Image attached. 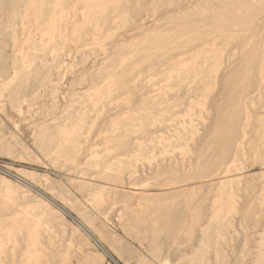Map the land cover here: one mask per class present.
Returning <instances> with one entry per match:
<instances>
[{
    "label": "rangeland",
    "instance_id": "obj_1",
    "mask_svg": "<svg viewBox=\"0 0 264 264\" xmlns=\"http://www.w3.org/2000/svg\"><path fill=\"white\" fill-rule=\"evenodd\" d=\"M0 78L2 264H114L16 177L120 264H264V0H0Z\"/></svg>",
    "mask_w": 264,
    "mask_h": 264
},
{
    "label": "bare ground",
    "instance_id": "obj_2",
    "mask_svg": "<svg viewBox=\"0 0 264 264\" xmlns=\"http://www.w3.org/2000/svg\"><path fill=\"white\" fill-rule=\"evenodd\" d=\"M14 1H15V0H14ZM28 1H30V0H28ZM59 1H60V0H59ZM70 1H71V0H70ZM15 3H16V2H15ZM24 3H25V2H24ZM11 9H12V8H11ZM23 10H24V9H23ZM26 10H27V9H26ZM14 11H15V10H14ZM21 11H22V10H21ZM27 11H28V10H27ZM62 12H63V11H62ZM12 13H13V15H12L13 21L16 19L15 21L17 22V16H18V18H19V16H20L19 13L17 12L18 15H17V14H14V12H12ZM26 13L28 14V12H26ZM25 15H26V14H25ZM31 15H32V14H31ZM14 17H15V18H14ZM20 19H21V18H20ZM23 19H24V18H23ZM23 19H22V21H23ZM48 20H49V19H48ZM11 21H12V20H11ZM52 22H53V21H52ZM21 23H22V22H21ZM12 24H13V23H12ZM21 27H22V26H21ZM14 28H15V27H14ZM23 28H24V27H23ZM50 28H51V27H50ZM12 29H13V28H12ZM12 29H11V30H12ZM53 29H54V28H53ZM55 30H56V28H55ZM56 31H58V30H56ZM1 32H2V31H1ZM22 32H23V31H22ZM24 32H25V31H24ZM75 32H76V31H75ZM14 33H15V32H14ZM59 33H60V32H59ZM30 36H31V32H30ZM53 36H54V35H53ZM12 37H13V36H12ZM15 37H16V35H15ZM29 38H30V37H29ZM12 39H13V38H12ZM15 39H16V38H15ZM44 39H45V38H44ZM79 39H80V37H79ZM53 40H54V39H52V41H53ZM124 40H125V39H124ZM156 40H157V39H156ZM26 41H27V40H26ZM26 41H25V43H26ZM48 42H49V41H48ZM79 42H80V40H78V43H79ZM12 43H13V42H12ZM19 43H20V42H19ZM27 43H29V41H28ZM30 43H31V42H30ZM16 44H17V43H16ZM27 46H28V44H27ZM121 46H122V45H121ZM14 48H15V47H14ZM13 50H14V49H13ZM1 52H2V51H1ZM17 54H18V53H17ZM22 54H23V53H22ZM1 55H3V54L1 53ZM20 55H21V52H20ZM16 56H17V55H16ZM2 57H3V56H2ZM15 58H16V57H15ZM104 58H105V57H104ZM17 60H18V59H17ZM17 60L15 59V62H16ZM60 60H61V59H60ZM17 62H18V61H17ZM19 63H20V62H19ZM29 64H30V63H29ZM33 64H34V63H33ZM15 65L17 66V65H19V64H15ZM34 65H35V64H34ZM30 67H31V66H30ZM48 67H49V66H48ZM13 68H14V66H13ZM13 68H12V69H13ZM45 69H46V67H45ZM13 70H14V69H13ZM19 70H21V69H19ZM27 70H28V69H27ZM77 70H78V69H77ZM4 71H5V70H4ZM15 71H16V70H15ZM5 72H6V71H5ZM48 75H49V74H48ZM23 76H24V75H23ZM27 76H28V75H27ZM29 76H31V75H29ZM0 79H1V78H0ZM1 80H2V79H1ZM20 82H21V81H20ZM20 82H19V83H20ZM20 84H21V83H20ZM93 84H94V83H93ZM104 84H105V83H104ZM104 84H103V85H104ZM7 85H8V84H7ZM14 85H15V84H14ZM22 85H24V83H23ZM27 85H28V84H27ZM24 86H25V85H24ZM29 86H30V85H29ZM110 86H111V85H110ZM14 87H15V86H14ZM20 87H21V86H20ZM102 87H103V86H101L100 88H102ZM100 88H98V91H100V90H99ZM14 90H15V89H14ZM16 90H17V89H16ZM18 90H19V89H18ZM42 90H43V89H42ZM94 90H96L95 87H94ZM98 91H96L97 94H98ZM92 92H95V91H92ZM15 93H16V92H15ZM15 93H14V95H15ZM84 93H87V92H84ZM89 93H90V92H88V94H89ZM96 93H95V94H96ZM99 93H100V92H99ZM16 94H19L18 91H17ZM97 94H96V95H97ZM37 95H38V94H37ZM75 95L77 96V94H75ZM109 95H110V94H109ZM2 96H3V95H2ZM2 96H1V97H2ZM15 96H16V95H15ZM77 98H79V97H77ZM83 98H84V97H83ZM3 99H4V98H3ZM5 100H6V99H5ZM144 100H145V99H144ZM90 101H91V103H92V99H91ZM16 102H17V101H16ZM18 102H19V101H18ZM118 102H119V101H118ZM123 102H124V101H123ZM14 103H15V102H14ZM106 103H107V102H106ZM120 103H121V102H120ZM16 104H17V103H16ZM117 104H118V103H117ZM56 105H57V104H56ZM9 106H10V105H9ZM18 107H19V106H18ZM81 107H82V106H81ZM83 107H84V106H83ZM103 112H104V111H103ZM103 112H102V113H103ZM65 115H66V114H65ZM133 115H134V114H133ZM125 117H126V115L124 116V118H125ZM96 119H97V118H96ZM52 122H53V121H52ZM55 123H56V122H55ZM43 127H44V126H43ZM92 127H93V126H92ZM62 130L64 131V129H62ZM67 130H68V129H67ZM65 131H66V130H65ZM63 134H64V133H63ZM63 134H62V135H63ZM66 135H68V134H66ZM60 137H61V135H60ZM193 138H194V137H193ZM108 143H109V142H108ZM37 144H38V143H37ZM111 145H112V144H111ZM81 148H82V147H81ZM97 148H98V147H97ZM97 148H96V149H97ZM56 149H57V148H56ZM99 149H100V148H99ZM111 152H112V151H111ZM184 154H185V153H184ZM54 155H55V154H54ZM56 157H57V156H56ZM96 160H97V159H95V161H96ZM57 163H58V162H57ZM55 164H56V163H55ZM55 166H56V165H55ZM83 168H84V167H83ZM80 176H81V175H80ZM223 176H224V175H223ZM16 178L18 179V181H20V182L24 183L26 186L30 187V189L32 188L33 190H36L30 182L28 183V181H26V180H24V179H22V178H19V177H16ZM222 180H223V179H222ZM235 180H236V179H235ZM231 182H232V181H231ZM89 184H90V183H89ZM90 185H91V184H90ZM102 189H103V188H102ZM40 190H41V189H40ZM114 190H115V189H114ZM67 191H68V190H67ZM102 191H103V190H102ZM104 191H105V190H104ZM36 192H38V193H39L41 196H43L47 201H49L52 205H54V206H55L60 212L64 213V214L67 215V216L69 215L70 218H71V219L75 222V224L79 227V229H81L84 233H86V235H87L90 239H92V241L97 245V247H99V248L102 250V252H103V253H104V254H105V255H106V256H107V257H108V258H109L114 264H120V263H122V261L119 263V261L115 259L114 256H115L116 254H115L114 256L111 255L112 253H110V252L108 251V249L105 248V246L102 244V242H106L105 240L103 241V238H104V237H102L103 235H101V237H102V242H101V240L98 239V237H99L100 235H96V236H98V237H96V236L91 232L92 230L90 231V230L88 229V228H89V225H87V226H88V228H87L82 222H80L78 219H76L75 217H73V216L71 215V213H68V211L66 210L65 207H62L61 205L57 204V203L54 202L52 199H50V197L46 196L44 193L39 192L38 190H37ZM52 193H53V192H52ZM57 193H58V192H57ZM101 193L103 194L104 192H101ZM46 194H47V193H46ZM66 194H67V193H66ZM99 194H100V192H99ZM99 194H98V195H99ZM51 195H53V194H51ZM95 195H96V194H95ZM98 195H96V196H98ZM109 195H110V194H109ZM25 196H26V195H25ZM96 196H95V198H96ZM9 197H10V196H9ZM102 197H103V196H102ZM93 199H94V197H93ZM97 199H98V198H97ZM11 200H12V199H11ZM39 201H40V200H39ZM74 201H75V200H74ZM76 201H77V199H76ZM220 201H221V200H219V202H220ZM41 202H42V201H41ZM97 202H98V205H99V203L101 204L102 201H101V202L97 201ZM103 203H104V202H103ZM103 203H102V204H103ZM220 203H221V202H220ZM96 204H97V203H96ZM212 204H213V203H212ZM8 205H9V204H8ZM8 205H6V206H8ZM38 205H39V204H38ZM40 205H41V204H40ZM43 205H44V204H43ZM45 205H46V204H45ZM45 205H44V206H45ZM86 205H87V204H86ZM98 205H97V206H98ZM214 205H215V202H214ZM217 205H218V204H217ZM2 206H3V205H2ZM31 206L33 207V204H32ZM36 206H37V205H36ZM47 206H48V205H47ZM80 206H81V205H80ZM91 206H92V205H91ZM95 206H96V205H95ZM3 207H4V206H3ZM32 207H31V208H32ZM34 207H35V206H34ZM34 207H33V208H34ZM39 207H40V206H39ZM39 207H38V208H39ZM31 208H30V209H31ZM35 208H36V207H35ZM80 208H81V207H80ZM99 208H100V206H99ZM216 208H217V207H216ZM41 209H42V208H41ZM86 209H87V208H86ZM97 209H98V208H97ZM97 209H96V210H97ZM141 209H142V208H141ZM231 209H232V208H231ZM234 209H235V208H234ZM27 210H29V209H27ZM220 210H221V209H220ZM235 210H236V209H235ZM33 211H34V209H33ZM213 211H214V210H213ZM24 213H25V212H24ZM28 213H30V212L28 211ZM43 213H44V212H43ZM86 213H87V212H86ZM86 213H85V215H86ZM218 213H221V211L218 212ZM236 213H237V212H236ZM25 214L27 215V212H26ZM25 214H24V215H25ZM30 214H31V213H30ZM32 214H33V213H32ZM216 214H217V213H216ZM229 214H230V213H228V215H229ZM231 214H232V213H231ZM18 215H19V213H18ZM26 215H25V216H26ZM33 215H34V214H33ZM31 216H32V215H31ZM34 216H35V215H34ZM34 216H33V217H34ZM44 216H46V213H45ZM69 216H68V217H69ZM216 216H217V215H216ZM18 217H19V216H18ZM21 217H23V219H24V216H23V215H22ZM21 217H19L18 220H21V219H20ZM26 217H27V216H26ZM29 217H30V215H29ZM41 217H42V216H41ZM95 217H96V216H95ZM14 218H15V217H14ZM31 218H32V217H31ZM43 218H44V217H43ZM88 218H89V217H88ZM212 218H213V217H212ZM26 219H27V218H25V220H26ZM82 219H83V218H82ZM90 219H91V218H90ZM96 219H97V218H96ZM217 219H218V217H217ZM12 220H13V218H12ZM14 220L17 221V219H14ZM14 220H13V223H17V222H18V221H17V222L14 221ZM32 220H33V219H32ZM38 220H39V219H38ZM42 220H43V219H42ZM42 220H41V221H42ZM33 221H35V219H34ZM36 221H37V220H36ZM99 221H100V220H99ZM193 221H195V220H193ZM193 221H192V222H193ZM7 222H8V221H7ZM10 222H12V221H10ZM10 222H8V223H10ZM27 222H28V221H27ZM27 222H26V224H25L26 226L29 225ZM37 222H40V221H37ZM42 222H44V221H42ZM90 222H91V221H90ZM93 222H94V221H93ZM205 222H206V221H205ZM13 223H11V226L13 225ZM18 223H19V222H18ZM20 223L23 224V223H25V222L20 221ZM33 223H34V222H33ZM196 223H197V222H196ZM215 223H216V222H215ZM0 224H2V223H0ZM27 224H28V225H27ZM30 224H31V223H30ZM39 224H40V223H39ZM39 224H38V225H39ZM192 224H193V223H192ZM213 224H214V223H213ZM2 225H3V224H2ZM34 225H35V223H34ZM38 225H37V227H38ZM90 225H91V228H92V227H93L92 225H95V224H92V223H91ZM6 226H7V225H6ZM11 226H10V227H11ZM14 226H15V225H14ZM26 226H25V227H26ZM39 226H40V225H39ZM95 226H96V225H95ZM191 226H192V225H191ZM211 226H212V223H211ZM228 226H229V225H228ZM0 227H3V226L0 225ZM12 227H13V226H12ZM15 227L18 228L17 225H16ZM23 227H24V225H23ZM29 227H30V225H29ZM35 227H36V226H35ZM37 227H36V228L33 227L35 230H34L33 228H31V230L37 231V230H38ZM41 227H42V225H41ZM45 227H47V226H45ZM101 227H102V226H100V228H101ZM215 227H216V226H215ZM218 227H219V225H218ZM218 227H217V228H218ZM19 228H20V225H19ZM19 228H18V229H19ZM63 228H64V227H63ZM91 228H90V229H91ZM103 228H104V227H103ZM219 228H220V227H219ZM6 229H7V228H6ZM6 229H5V230H6ZM24 229H25V228H24ZM36 229H37V230H36ZM39 229H40V228H39ZM47 229H48V228H47ZM61 229H62V228H61ZM93 229H95V228H93ZM97 229H99V228L97 227L96 230H97ZM193 229H194V227H193ZM193 229H192V230H193ZM210 229H211V227H210V225H209V229H208V231H209ZM3 230H4V229H3ZM5 230H4V231H5ZM7 230H8V229H7ZM7 230H6V231H7ZM12 230L14 231V233L16 232L15 228L12 229ZM12 230L10 231L11 233L6 234L7 232H6V233L4 232V234H3V233H2V234L0 233V235L3 236V235L6 234V235H8V236H6V235H5V236L9 238V236H11V235H9V234H12V232H13ZM20 230H21V228H20ZM20 230L17 231L19 234L22 233V232H21V233L19 232ZM40 230L42 231V228H41ZM100 230H102V228H101ZM21 231H22V230H21ZM26 231L28 232V229H27V230L25 229V232H26ZM34 231H32V232H34ZM103 231H104V230H103ZM17 232H16V233H17ZM27 232H26V233H27ZM30 232H31V231H30ZM51 232H52V231H51ZM64 232H65V231H64ZM14 233H13V235H14ZM34 233H36V232H34ZM94 233H96V232H94ZM97 233H98V231H97ZM97 233H96V234H97ZM28 234H29V232H28ZM31 234H33V233H31ZM63 234H64V233H63ZM65 234H67V232H65ZM99 234H101V231H99ZM102 234H104V233H102ZM203 234H205V233H203ZM207 234H208V232H207ZM207 234H206V235H203V237H207ZM106 235H108V234H105V236H106ZM15 236H18V235H15ZM15 236L13 237L14 240H15ZM19 236H20V235H19ZM30 236H31V235H30ZM35 236H37V238H38V237L40 236V234L38 235V232H37L36 235H34V237H35ZM56 236H57V235H56ZM63 236H64V235H63ZM208 236H209V235H208ZM219 236H220V235H219ZM27 237H29V235H27ZM65 237H66V236H65ZM101 237H99V238H101ZM211 237H212V236H211ZM214 237H215V236H214ZM216 237H217V236H216ZM4 238H5V237H4ZM10 238H11V237H10ZM32 238H33V237H32ZM37 238H36V240H37ZM71 238H72V237H71ZM219 238H220V237H219ZM0 239H1V241H2V245H4V247H2V245L0 244V247H2V250L0 249V251L3 253V249L5 248V244H3V242L6 241V238H5V240H4L3 238H0ZM2 239H3V240H2ZM34 239H35V238H34ZM208 239H209V238H208ZM8 240H9V239H8ZM8 240H7V241H8ZM11 240H13V239H11ZM29 240H30V242L32 243V241H31L30 238H29ZM38 240H39V239H38ZM83 240H84V239H83ZM204 240H205V238H204ZM209 240H210V239H209ZM209 240H208V241H209ZM217 240H218V239H217ZM1 241H0V242H1ZM71 241H72V239H71ZM14 242H15V241H14ZM27 242H29V241H27ZM107 242H108V245H110L108 239H107ZM202 242H203V241H202ZM202 242H201V243H202ZM206 242H207V241H206ZM10 243H11V242H10ZM35 243H36V242H35ZM37 243H38V242H37ZM37 243H36V244H37ZM121 243H122V242H121ZM7 244L9 245V243H7ZM18 244H19V243H18ZM29 244H30V243H29ZM29 244H28V245H29ZM36 244H34V240H33V243L31 244V246L29 245L30 249L34 247V246H32V245H36ZM84 244H86V243H84ZM204 244H205V241H204ZM206 244H207V243H206ZM232 244H233V243H232ZM14 245H15V244H14ZM37 245H39V243H38ZM72 245H73V244H72ZM86 245H87V244H86ZM210 245H211V244H210ZM16 246H18L17 243H16ZM40 246H41V245H40ZM51 246H52V245H51ZM69 246H70V245H68V247H69ZM83 246H84V245H83ZM201 246H202V245H201ZM201 246H200V247H201ZM208 246H209V245H208ZM217 246H218V245H217ZM217 246H216V247H217ZM26 247H27V245H26ZM29 247H28V249H29ZM71 247H72V246H71ZM121 247H122V246H121ZM212 247H213V246H212ZM212 247H211V248H212ZM231 247H232V246H231ZM39 248H41V247H39ZM208 248H209V247H208ZM7 249H8V248H6V250H7ZM28 249H27V251H28ZM34 249L36 250L35 247H34L33 249H31V250H34ZM31 250L29 251V253H31ZM41 250H42V248H41ZM43 250H44V248H43ZM45 250H46V249H45ZM201 250H202V249H201ZM199 251H200V250H199ZM199 251H198V252H199ZM206 251H207V248H206ZM211 251H212V250H211ZM1 252H0V254H1ZM12 252H13V250L11 251V253H12ZM32 252H33V251H32ZM198 252H197V253H198ZM26 253H27V252H26ZM29 253H27V254H29ZM35 253H36V252H35ZM35 253H32V255L29 254V255H31V257L29 256L28 260L31 258V259H30L31 261H28V260H27V263H29V262H30V263H33V262H32V257H33L34 261H35V258H36V259L41 258L40 255L42 256V254H40V253L37 252V254H40L39 257L37 258V257L35 256V255H36ZM23 254H24V256L26 257V254H25V253H23ZM34 254H35V255H34ZM193 254H194V253H193ZM200 254H201V253H200ZM218 254H219V253H218ZM258 254H259V253H258ZM260 254H261V253H260ZM262 254H263V253H262ZM13 255H14V254H13ZM18 255H19V254H18ZM79 255H80V254H79ZM139 255H140V254H139ZM4 256H5V255H4ZM59 256H61V255H59ZM62 256H63V255H62ZM135 256H136V255H135ZM190 256H191V255H190ZM194 256H196V255H194ZM203 256H204V255H203ZM216 256H217V255H216ZM218 256H219V255H218ZM262 256H263V255H262ZM262 256H261V257H262ZM2 257H3V256H2ZM14 257H15V256H14ZM34 257H35V258H34ZM63 257H65V255H64ZM66 257H67V255H66ZM66 257H65V258H62V261H64V260L66 259ZM182 257H183V256H182ZM205 257H206V256H205ZM258 257H259V256H257V258H258ZM23 258H24V257H23ZM23 258H22V260H23ZM43 258H44V257H43ZM67 258H68V257H67ZM86 258H87V256H86ZM189 258H190V257H189ZM192 258H193V256H192ZM215 258H216V257H215ZM218 258H219V257H218ZM218 258H217V259H218ZM13 259L15 260V258H13ZM26 259H27V258H26ZM68 259H69V258H68ZM81 259H82V258H81ZM81 259L79 258V262H81V261H80ZM182 259H183V258H182ZM187 259H188V258H187ZM194 259H195V258H194ZM194 259H193V260H194ZM24 260H25V258H24ZM38 260L40 261L41 259H38ZM58 260H59V258H58ZM85 260H86V259H85ZM88 260H89V259H88ZM101 260H102V259H101ZM120 260H121V259H120ZM180 260H181V259H180ZM191 260H192V259H191ZM257 260H259V258H258ZM260 260H261V259H260ZM46 261H47V260H46ZM155 261H156V260H155ZM181 261H182V260H181ZM181 261H178V264H179V262H181ZM187 261H188V260H187ZM68 262H69V261H68ZM84 262H85V261H84ZM84 262H83V263H84ZM168 262H169V261H168ZM256 262H257V261H256ZM0 263L2 264V261H1ZM30 263H29V264H30ZM36 263H39V262L35 261V264H36ZM89 263H90V262H89ZM89 263H88V264H89ZM170 263H171V262H170ZM185 263H187V262L184 261V264H185ZM194 263H195V262L192 263V261H191V264H194ZM207 263H209V262H207ZM263 263H264V262H263ZM39 264H40V263H39ZM64 264H67V263H65V261H64ZM68 264H69V263H68ZM93 264H94V263H93ZM160 264H161V263H160ZM164 264H166V263H164ZM196 264H197V262H196ZM256 264H257V263H256Z\"/></svg>",
    "mask_w": 264,
    "mask_h": 264
},
{
    "label": "water",
    "instance_id": "obj_3",
    "mask_svg": "<svg viewBox=\"0 0 264 264\" xmlns=\"http://www.w3.org/2000/svg\"><path fill=\"white\" fill-rule=\"evenodd\" d=\"M35 191H37V190H35ZM69 216V215H68ZM70 217V216H69Z\"/></svg>",
    "mask_w": 264,
    "mask_h": 264
}]
</instances>
